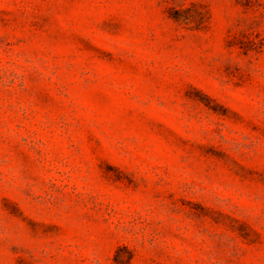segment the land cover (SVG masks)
Here are the masks:
<instances>
[{"label":"rangeland","instance_id":"obj_1","mask_svg":"<svg viewBox=\"0 0 264 264\" xmlns=\"http://www.w3.org/2000/svg\"><path fill=\"white\" fill-rule=\"evenodd\" d=\"M0 264H264V0H0Z\"/></svg>","mask_w":264,"mask_h":264}]
</instances>
